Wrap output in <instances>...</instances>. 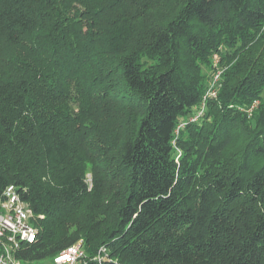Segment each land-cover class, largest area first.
I'll return each mask as SVG.
<instances>
[{"label": "trees", "instance_id": "1", "mask_svg": "<svg viewBox=\"0 0 264 264\" xmlns=\"http://www.w3.org/2000/svg\"><path fill=\"white\" fill-rule=\"evenodd\" d=\"M0 48V198L15 185L39 228L19 259L81 242L86 264L100 246L103 264H264V0H0ZM214 55L227 66L218 97L177 134ZM100 94L140 114L118 149L126 184L112 204L72 133L73 96L84 117ZM187 133L200 136L201 171L200 156L184 161ZM78 209L83 234L67 226Z\"/></svg>", "mask_w": 264, "mask_h": 264}, {"label": "rangeland", "instance_id": "2", "mask_svg": "<svg viewBox=\"0 0 264 264\" xmlns=\"http://www.w3.org/2000/svg\"><path fill=\"white\" fill-rule=\"evenodd\" d=\"M104 2L107 3L108 0H101V4H104ZM166 9L168 12L167 14L169 15L170 6H167ZM162 20H164V18H160V21ZM85 22L86 25L84 26V31L86 32L87 30L92 29V22L90 18ZM2 51H4V49L0 48V52ZM211 64L213 67L212 69L209 65L203 64L202 67V73H205L207 77L210 76V81L212 80L216 71H220L222 75L223 71L227 68L225 63L220 65V61L214 64L213 56ZM261 94L262 99L260 102L264 103V90ZM95 99L96 100H90L88 105L85 104L87 107H85V115L83 117L84 110L82 113H80L79 109L80 101L78 100L77 96H73L71 110L76 115L75 118H78L79 121L75 123L72 133L74 137L77 138H80L83 135L80 146L88 158L86 171L87 181L89 183L91 182V178L94 173L103 176L106 184V199H109V204H112V202L115 201L117 197L119 198L121 196L126 184L124 179L119 174H115L114 172L118 156V149L122 141L129 137L133 131H135L140 114L136 105H130L127 101H123V99H121V101L120 99L115 100L111 98H104L103 94L98 96L96 95ZM257 106L254 108L250 107L246 110L249 116H251L252 112L257 108ZM184 128L185 127L178 129V134ZM206 133H210V131ZM197 136L193 134L189 135L188 133L186 134V138L191 141L187 146H184V149L186 150L184 152V161H191L195 158L201 157V159H199L200 163L197 166V170L201 171L203 170L204 166L207 165V161L203 159L199 149H197V146L194 145L196 140L200 138L199 135ZM241 142L242 139L240 136L234 138L230 148H237ZM230 148L229 152L232 151ZM176 149L180 154L181 150L178 147H176ZM79 150L80 149H78V151ZM58 175L59 170L51 172L50 179L54 180L58 177ZM114 222L115 218L113 215L109 216L108 219L106 217V224L109 226L113 225ZM67 226L70 231L79 230V232L83 234L87 227L85 210L83 211L82 209H78L76 212L74 210L67 222ZM95 248H97V246L93 244L90 246V251L95 250ZM105 254H107V250H105L103 246H100L98 247L96 255H93L90 260L95 264H101V260L106 257ZM29 264L37 263L32 262Z\"/></svg>", "mask_w": 264, "mask_h": 264}, {"label": "built area", "instance_id": "3", "mask_svg": "<svg viewBox=\"0 0 264 264\" xmlns=\"http://www.w3.org/2000/svg\"><path fill=\"white\" fill-rule=\"evenodd\" d=\"M219 61L216 55L213 56V62ZM221 72L216 71L212 80L202 97L201 103L193 108L192 114L183 118L177 127H185L188 123L198 122L205 114L209 100L218 97V89ZM257 101L251 108L256 107ZM34 212L30 204L22 199L19 189L15 185H9L0 198V264H24L34 261H22L17 254L26 245L36 241L39 228L34 223ZM106 250V248L104 247ZM107 255V254H105ZM87 254L83 244L77 243L71 245L59 252L53 259L36 262L37 264H79L87 263ZM103 260H101V264Z\"/></svg>", "mask_w": 264, "mask_h": 264}]
</instances>
